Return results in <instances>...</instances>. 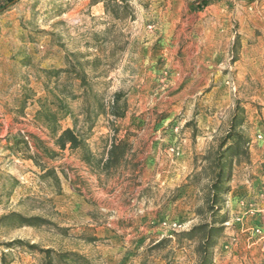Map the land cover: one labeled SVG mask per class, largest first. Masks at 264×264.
<instances>
[{
	"label": "rangeland",
	"instance_id": "rangeland-1",
	"mask_svg": "<svg viewBox=\"0 0 264 264\" xmlns=\"http://www.w3.org/2000/svg\"><path fill=\"white\" fill-rule=\"evenodd\" d=\"M111 1L119 18L108 12ZM71 52L102 56L107 76L89 74L95 90L107 81V95L126 93L122 117L92 114L84 134L95 153L114 133L129 143L110 175L93 171L79 150L60 149L36 118L45 84H53L49 71L67 67ZM70 105L82 128V98ZM236 112L248 156L231 157L227 220L211 264H263L264 0L15 1L0 11V216L16 211L49 223L0 221V257L41 264L37 250L5 244L20 239L95 264H134L152 241L169 237L154 261L194 264V242L180 247L175 234L205 220L196 211L211 179L204 157ZM60 125L72 127L70 118Z\"/></svg>",
	"mask_w": 264,
	"mask_h": 264
},
{
	"label": "trees",
	"instance_id": "trees-1",
	"mask_svg": "<svg viewBox=\"0 0 264 264\" xmlns=\"http://www.w3.org/2000/svg\"><path fill=\"white\" fill-rule=\"evenodd\" d=\"M17 0H0V11L11 5ZM112 9L108 12L113 18H119V4L116 1L110 2ZM129 7V5L127 4ZM108 28L96 33L95 35H104ZM95 49L101 47L100 42L96 41ZM70 58L65 61L67 67L54 69V80L52 85L45 84L47 94L39 98V109L36 111V118L49 130V135L53 138L55 145L60 149L66 146L71 151L79 150V158L84 161L93 171L110 175L117 171L120 164L125 160L130 150V145L124 139H118L115 133L104 140L101 151L95 153L91 151L85 141V131L90 130L94 125L92 114L111 116L112 118L122 117L126 108V93L122 90L113 91L107 95L108 82L103 81V92L95 90V82H91L90 73L94 78L107 76V70L102 68L106 63L102 61V56L97 55L92 59H81L74 52L70 53ZM101 68V69H100ZM61 72L67 74L63 83L59 84V75ZM75 85L79 93L73 90ZM81 97L83 106L81 115L83 117L82 128H77V114L71 107L70 101ZM236 112L230 120L226 133L219 140L217 147L211 152V155H205L207 168L210 172V182L205 187L203 207L196 209L200 215H205L204 221L190 227L188 231L176 233L178 237V246H183L181 241L186 239L194 242L195 259L194 264H211L213 246L216 243L217 236L222 232L224 222L227 220V212L222 211L224 199L222 194L229 190L227 185L231 173V157L233 155H243L247 158L248 147L247 139L237 129L241 125V119ZM69 117L72 127L62 128L60 120ZM113 131L116 128L113 127ZM68 144V145H67ZM52 155L55 151L52 150ZM48 173H53V169H47ZM0 221H5L11 226H38L49 221L39 216H24L16 211H9L0 216ZM169 237H163L151 244L145 249L140 259L134 264H159L153 259L154 253L169 241ZM14 242L19 245H25L31 250H37L42 254L41 264H95L83 254L76 251L56 250L52 247L41 248L35 243H25L20 239L5 243L10 246ZM1 264H7L5 253L1 254ZM165 264H173V259L166 255L162 257ZM264 264V263H263Z\"/></svg>",
	"mask_w": 264,
	"mask_h": 264
}]
</instances>
